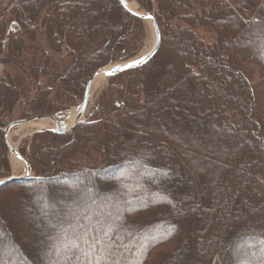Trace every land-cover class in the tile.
<instances>
[{
    "label": "trees",
    "instance_id": "16d2710c",
    "mask_svg": "<svg viewBox=\"0 0 264 264\" xmlns=\"http://www.w3.org/2000/svg\"><path fill=\"white\" fill-rule=\"evenodd\" d=\"M136 1L155 13L158 52L109 80L100 106L110 113L65 134L36 133L28 152L19 150L35 174L0 186V264H28L13 234L31 244L41 264H247L243 255L225 253L239 242L261 256L255 264H264V0ZM11 23L16 30L8 32ZM39 28L46 53L38 57L27 43ZM142 33L140 20L117 0H0V63L20 73L0 78V178L10 176L3 129L16 106L27 100L23 118L51 114L55 88L82 99L93 73L133 56ZM188 85L194 104L205 99L218 108H205L218 127L214 120L201 124L218 149L231 147L219 138L231 134L245 155L232 154V170L221 172L215 189L185 152L187 145L201 148L198 142L163 132L154 115ZM244 122L250 129L241 131ZM149 142L158 148L154 156L145 149ZM53 187L59 204L74 207L60 222ZM51 225L58 226L54 233Z\"/></svg>",
    "mask_w": 264,
    "mask_h": 264
},
{
    "label": "rangeland",
    "instance_id": "374dc122",
    "mask_svg": "<svg viewBox=\"0 0 264 264\" xmlns=\"http://www.w3.org/2000/svg\"><path fill=\"white\" fill-rule=\"evenodd\" d=\"M129 1L133 2L136 5V7L133 8L135 11H140V10L147 11L140 4H138L136 0H129ZM223 1L227 4H230L231 1H233V0H223ZM150 12H152L154 14V17H155L154 11H150ZM140 22H141L143 33L138 38V41L141 44H140V47L137 50V52L133 56H131L127 59H119V60L117 59V60H114L112 62H109L105 66L114 65V64H121V63L127 62L129 60L135 59L141 55H144L145 53H147L152 48L153 43H154V32H153L152 26L148 22H145L142 20H140ZM39 29L36 33L37 38H35V42L27 43V48L30 47V50L28 52L31 55L38 56V57L40 56L41 53H46L44 51L45 48H44V41H43L44 30L43 29L39 30ZM203 37H204L205 41H208V43H212V36L210 34L204 33ZM259 48H261V46L256 45L255 48H252L249 53L254 54V53H256V50ZM30 54H27V55L30 56ZM125 54L126 53H124L123 50H121V52H119V54H117V56L123 57V55L125 56ZM35 65H37V64H35ZM0 66L2 67V70H0V78L2 77L1 75H4L5 72H7V73L17 72L20 75V73L16 70L17 65H15L16 67H13L10 65L5 66L3 63H0ZM1 67H0V69H1ZM110 79H106V81H104L102 84H100L97 88H93L92 90H90L89 100L87 102L88 104H87L85 113H84L83 118H82L85 121V123L91 121V119L94 118L95 116H98L99 118H101L105 114L111 112V109L109 106H102V107L100 106L101 103H103V93L105 91H107V89L110 85V82H109ZM58 91L59 90L57 88L54 89L53 101H50L53 113L46 114L43 116H50V115H53L54 113H60V112L63 113L66 111H71V110L76 109L80 105L81 97H77V96L73 97V95L62 96V94ZM176 93L177 94L175 96H173L174 100L170 101L167 99V104L160 102L156 106L157 111L154 112V113H156L154 115L159 117V119L161 118L162 122H163L160 125L158 124V126H160V129L163 130V132H167V133L169 131L175 132L176 134H178L180 136H186L188 139L194 138L198 142V147L200 146L201 148H197L196 146L189 147L187 145V146H185V152L199 160L201 170L203 171V173L207 174L206 177H207V182L209 184V187L211 189H215L214 187L217 188V185L215 186V184L217 183V181L219 179V175L221 174V172H224V174H227V173L229 174L232 170V169H230L231 168L230 159H231L232 154L237 156L238 158H245V155L243 154V150H241L240 148H235L236 140L233 138L234 136H232L231 134L230 135L220 134V136H219L220 140L223 143L226 142L228 139L231 140L230 141L231 147L227 151H223L222 149L220 150V148L218 149L217 141L215 139H212L211 136H209V129L207 126L204 127L203 123L205 121L207 123L208 122L213 123V121H211V120H214L213 125L215 127H218V124L215 121L217 116H214V118H212L209 121V119L207 118V116L205 114V108L207 107V105H210V108H212L213 112L218 111V108L214 104V102H210V101L208 102L205 99H202L200 101H197L196 104H194L196 92H195V88L193 86H190V85L186 86V88L183 89L182 92L179 91ZM58 96L60 97V99H58L59 98ZM107 103H108V101H107ZM107 103H104V104H107ZM26 104H27V100L25 102L22 101L19 105L16 106L13 114L11 116L7 117V120H6L7 125L9 123H11L12 121L28 118V117H26V118L21 117L22 110L25 108L26 109L29 108V106H27ZM193 106L196 108L197 112L194 113L193 118H192L190 111H191V108ZM168 110H170L169 116H168ZM203 112H204V114H202ZM35 115H41V114H32L31 116H35ZM170 115H172L171 120H170V118H171ZM201 124H203V125H201ZM48 125H49V127L37 128V129L24 127V126H20L21 129H19V127L13 128L9 132V143L18 152L21 148H23V146L26 147V151L28 152V145L30 143L31 137L34 134L41 133V132H43V133L44 132H51L50 130L54 128V125L51 124L50 121H48ZM229 126H232V122H229ZM152 128L156 130L157 126L153 125ZM247 129L248 130L250 129L249 126H247L245 124V122L242 123L241 131H246ZM51 133H53V132H51ZM165 136L166 135L161 136V140H166ZM210 143H214V146H213L214 148H212V150H210V148H209ZM220 145H221V143H220ZM146 147L147 148H145V149L148 150V152L150 151L151 154L154 156L155 151L153 148L154 147L157 148V146H155V145L151 146L150 142H149V143H146ZM207 148L209 149V151ZM201 152H203V153H201ZM7 158H8L9 170H10L9 175L14 174L16 176H19V175L24 174V171H25L24 164L18 160L17 165L14 166L12 164L13 163L12 159L15 157L13 155H11L8 150H7ZM134 164H133V166H134ZM208 168L210 169V173H207ZM34 174L35 173L32 171L31 176H34ZM244 174L248 175V173L245 171H244ZM144 177L148 178L149 175L145 174ZM4 178H0V180L4 179ZM85 186L86 185H84V187ZM246 188H250V185L246 184ZM57 191H58V188H55V187L52 188V191H51L52 197H50L51 198L50 201L52 200V203H53L54 208H55L54 210H56L55 218L57 220H59L60 219L59 215H61L62 213H67V211L73 210L74 207L71 204H67L66 206L59 204L58 200L56 199V198H59L58 197L59 195L56 194ZM214 193L216 195V192H214ZM66 200H69V199H66ZM251 203L252 202L248 201V204H251ZM259 203L260 202H257L255 205L257 206ZM41 206L44 208L45 204L41 203ZM27 214L29 216H33L32 211H29ZM218 218H219V214H218ZM58 222H60V220ZM44 227H45V224L43 222L41 224L37 222L35 228L40 230V231H43ZM57 228H58V226L56 228H54L53 225H51L50 231L54 233V231ZM13 235L14 236H10L8 234V236H10V238H12L11 240H13L16 245H19V246H17V248H18L17 253L22 255L28 264H41V258L38 255L33 253V249L31 247V244L29 242H26V244L22 243L23 241H21V239L19 237L17 238V236L15 237V234H13ZM3 239L4 238H3L2 234H0V242H3L2 241ZM249 245H250L249 243L239 242V243H237V246L235 245V248H232L234 250H229V252H228L225 249V253H230L232 258L236 257V255L239 256L241 254L244 256L243 259L245 261H248L247 264H255L256 262L260 261L261 256L257 253L254 254V253L248 252L247 248H249ZM232 251H234V253H232ZM12 254L16 257V255L14 253H12ZM1 256L5 260H7V261L9 260L6 258L7 256L4 252H3V255H1ZM7 264H17V263L9 260V262ZM215 264H217V262Z\"/></svg>",
    "mask_w": 264,
    "mask_h": 264
},
{
    "label": "water",
    "instance_id": "95a60500",
    "mask_svg": "<svg viewBox=\"0 0 264 264\" xmlns=\"http://www.w3.org/2000/svg\"><path fill=\"white\" fill-rule=\"evenodd\" d=\"M117 2L130 15L151 24L153 32H154V43H153L152 48L147 53H145L144 55H141L135 59L129 60V61L121 63V64L108 65V66H105V67H102V68L96 70L85 84L82 100L80 102V105L76 109V115H75L74 121L69 126H66V122L68 121V119H66L67 118L66 116L68 115L69 111H66L63 113H61V112L56 113V114H53L51 116H34V117H31L28 119L17 120V121H13V122L9 123L7 125V127L4 129L5 145L9 151V153L11 155L17 157V159H19L24 164L25 173L20 175V176H16V175L11 174L9 177H7L5 179H1L0 180V186L7 184V183H10V182H13L15 180L28 179L31 177V173H32L30 165L17 152V150L13 149V147L9 143L8 135H9V132L12 128H14L16 126H20V125H26L30 122L47 119L54 125V128L50 130L51 132L61 135V134H65V133L71 131L77 125L85 122L82 118H83V115L85 113V110H86V107L88 104L87 102L89 100L90 88H91L95 79H97L101 76H104L105 78L110 79V78L115 77L119 74L128 72L130 70H133V69H136L139 67H142L145 64H147L157 53L159 46H160L161 36H160V31H159V28H158V25H157V22H156L154 15L152 13L147 12V11H142V10L135 11L133 8H131L130 2L128 0H117ZM12 26H13V24L11 25L10 28H12Z\"/></svg>",
    "mask_w": 264,
    "mask_h": 264
},
{
    "label": "bare ground",
    "instance_id": "6f19581e",
    "mask_svg": "<svg viewBox=\"0 0 264 264\" xmlns=\"http://www.w3.org/2000/svg\"><path fill=\"white\" fill-rule=\"evenodd\" d=\"M129 2H131V1H129ZM130 6H131V8L136 7V5L133 2L130 3ZM106 79L107 78H105L104 76H101V77L95 79L90 90H92L93 88H97L100 84H102L104 81H106ZM75 115H76V109L69 111L68 115L66 116L67 117L66 119H68V121L66 122V126H69L70 124L73 123ZM23 126L29 127V128H36V129L49 127L47 119L38 120L35 122H30L29 124L23 125ZM19 129H21V128L19 127ZM12 162H13L12 164L15 166V165H17L18 160L16 158H13Z\"/></svg>",
    "mask_w": 264,
    "mask_h": 264
},
{
    "label": "crops",
    "instance_id": "0c3cea01",
    "mask_svg": "<svg viewBox=\"0 0 264 264\" xmlns=\"http://www.w3.org/2000/svg\"><path fill=\"white\" fill-rule=\"evenodd\" d=\"M1 67V66H0ZM0 70H2V67H1V69Z\"/></svg>",
    "mask_w": 264,
    "mask_h": 264
}]
</instances>
